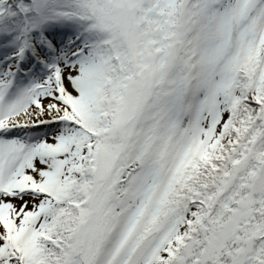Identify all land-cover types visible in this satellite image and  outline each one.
<instances>
[{
    "label": "snow or ice",
    "instance_id": "snow-or-ice-1",
    "mask_svg": "<svg viewBox=\"0 0 264 264\" xmlns=\"http://www.w3.org/2000/svg\"><path fill=\"white\" fill-rule=\"evenodd\" d=\"M0 264H264V0H0Z\"/></svg>",
    "mask_w": 264,
    "mask_h": 264
}]
</instances>
